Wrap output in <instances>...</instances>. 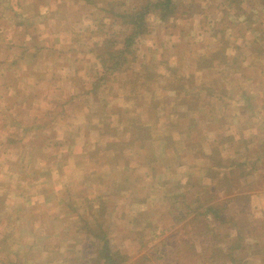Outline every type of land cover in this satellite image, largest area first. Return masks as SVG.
Returning a JSON list of instances; mask_svg holds the SVG:
<instances>
[{"label": "rangeland", "instance_id": "1", "mask_svg": "<svg viewBox=\"0 0 264 264\" xmlns=\"http://www.w3.org/2000/svg\"><path fill=\"white\" fill-rule=\"evenodd\" d=\"M49 1L59 12L47 21L67 24L44 26L38 0H0V225L11 223L7 241L0 230V264H99L102 234L104 253L124 257L117 264H231V251L236 263L244 256L245 264H264V0H171L165 16L147 12L146 32L133 38L121 71L95 86L96 55L108 56L101 41L122 50L132 30L124 15L144 0ZM29 69L40 73L33 87ZM132 72L152 86L135 105L157 130L135 140L124 129L130 148L121 137L122 148L91 163L85 140L113 141L106 123L131 113L125 105L136 99L120 83ZM175 76L188 92L168 85ZM27 89L37 99L48 93V103L27 108ZM173 111L187 116L176 121ZM16 120L27 126L15 129ZM69 138L70 156L56 162H66L61 177L41 169L42 150H28ZM74 160L83 163L79 176L68 168ZM208 183L214 190L204 192ZM210 197L224 215L218 233L202 213Z\"/></svg>", "mask_w": 264, "mask_h": 264}, {"label": "trees", "instance_id": "2", "mask_svg": "<svg viewBox=\"0 0 264 264\" xmlns=\"http://www.w3.org/2000/svg\"><path fill=\"white\" fill-rule=\"evenodd\" d=\"M49 3H50L49 0H38L36 5H34L36 7V9H37L36 13L43 17L42 23L44 24V26H49V29H50V27H51V29H54V28L58 27V24H67V20L64 23H60V22H58L56 20H52L50 22L47 21V18H51V17H54V19L57 18L56 16L58 15V12H59L58 9H56V8L54 9V7L51 4H49ZM169 5H173L171 3V0H144L142 3H140L137 6V8L134 10L133 13L131 12L130 14H125L124 15V24L125 25H129L132 30H131V32L129 34L124 36V45H123L122 50L121 49L120 50L119 49L112 50L111 46H112L113 43H115L114 42L115 40H113L111 38L110 39H106V40L104 39V40L101 41V43H100L101 48L104 49V52L108 56L105 57L103 52L98 54V55H96V58L99 61L100 69L98 71V76L99 77H97V78H95L93 80L94 86L95 85H99L100 81H103L101 84H108L107 82L109 81L110 77L112 75L114 76L118 71L119 72L121 71V68L123 67V65L127 61V55L131 51L129 49V46L132 45L133 38L136 37L137 35H139L140 33H142L143 31H144V33L146 32L145 31V29L147 28L146 22H145L146 13L147 12H151V13L153 12L155 14L156 13H161V14H163L165 16L167 14V12H169L168 11L169 9L167 8ZM10 9L12 10V8H10ZM18 9H19V7H18ZM19 10L21 11V8ZM56 13H57V15H56ZM48 23H49V25H48ZM68 24H70V23H68ZM60 27H63V26H60ZM68 32L70 33L71 31H68ZM105 46H107V47L105 48ZM28 50H29V48L25 47V48H23V51H21V53H18V54L20 56L24 57ZM98 50H99V46H98ZM207 62L210 63L211 61L210 60H206L205 63H207ZM144 69L148 73V76H146L147 78H149V77L154 78L151 74H149L150 72L147 71V66L145 64H144ZM26 74H27V77L29 78L28 80L29 81L31 80L29 82L30 87H33L34 84H35V81H33V80H37L40 77V73H37L34 69H29L28 71H26ZM136 75H138V73L132 72L131 73V77H129L128 79H125V81L123 83H120V85H124V88H128L129 87L130 91H131L130 95H133L132 98L136 99V100H132V101H127V102H129V104L125 105L126 107H130L131 108V113L126 112V111H123V112L121 111L123 114H127V115L123 116V117H118V118H116V119H114L112 121V124L113 123L115 124L114 128H115L116 131H118V129H121V134L117 135V134L111 133L110 132L112 130L111 122H107V123L104 122L102 125H104L106 123L105 129L107 130V134L108 135H112L116 139H114L113 141H110V139H108L107 137L101 138V136H100V138L95 139V141H93V140H85L84 148H82V149H83V152H84L85 156L88 157L87 158L88 161H91V163H95L97 161L99 153H101L102 151H106L108 149L122 148V146L125 147V148H130V146H127V145L131 143L132 139H130V137H128V139H126L129 143L125 140L124 135H123V130L124 129L127 130L131 135H135V140H137V139L139 140V139L143 138L145 135H146L145 137H147V135H150L155 130H157L155 127H151L149 123H146L147 121H143V119L142 120L139 119L140 118L139 113L141 111H143V110H138L139 107L137 108L135 103L138 100H141V97H143V94L146 91H149L152 88V86L150 84H148L146 82V80H144L143 82H139L138 79H140V78H137ZM155 77H157V75H155ZM114 80H117V78H115ZM181 80L183 81V78H179L178 76H175L172 79H169V81H167L168 85L171 88L174 89L176 94H180V90H181V92L183 94L188 92L187 88L185 90L182 88L183 85H181ZM179 81H180V83H179ZM163 84H165V81H164ZM194 85H196V87H194V88H196V90H197L198 89V85L196 83ZM39 88H40V85H39ZM204 88L205 87L203 86V90H204ZM52 90H54V88ZM211 91H212L211 89L208 91L209 95H211ZM200 92H201V89L199 88L197 93L200 94ZM87 93H89V94L95 93V89L91 88V89L88 90ZM47 94L48 93L44 94V96H42V98H38L37 99L36 96H35V92L32 91V90L27 89L26 94L23 96L24 101H25V106L27 108H29V109H31V108L37 109L39 106L41 107L42 104L44 105L45 103H48V100H47L48 95ZM80 95L81 94H79L78 96H80ZM76 96L77 95H75V97ZM191 96L195 98L194 94L191 95ZM154 97H155V95H151L150 99L152 101L154 99L156 100V98H154ZM70 98L71 97H69L65 101H63L62 102V106H64L66 103L70 102ZM178 99L180 100L179 102L182 104L183 103L182 96H180ZM36 103H39V104L37 106H35ZM142 105H143V103H142ZM14 106H19V105L16 102L15 104L13 103V107ZM152 107H153V105H152ZM132 108H133V111H132ZM65 110H66V108H65ZM59 112L63 113L64 110H62V111L59 110ZM173 113L176 114V121L184 119L187 116L185 112H181V111H173ZM0 114H2V115L5 114L4 108H2L1 106H0ZM7 116L8 117H6L4 115V119H2L3 121H5V122H3L4 124H6L7 120L10 119V117H11L9 115H7ZM36 118H37V116H36ZM22 121H23L24 125L22 124L21 121L16 120L15 126H17V127H15V129L21 130V129H23L21 127L27 126V121H25V120H22ZM47 122L49 123V121H47ZM10 125L11 124H6L5 126L8 127ZM153 125L155 126L154 120H153ZM38 127L40 129L39 125H38ZM25 129H27V128H25ZM24 133H26V132H23V134ZM38 134H39V132H38ZM34 135H36V134L34 133ZM121 137H123V139H124V143H123L122 146H120V142H119L121 140ZM163 140L164 141L168 140V142L166 143V145H168L170 143L168 145V147H170L172 145L171 141L169 140V137H166ZM3 145H7L6 142H4ZM55 145L56 144L53 143L52 141L51 142L48 141V143H46L44 141H40L39 140L37 143L28 146V150H30L31 147L36 149L35 153H37V152L39 153V151L42 150L43 151V155H44V161L42 163L45 164V165L44 166L40 165L41 169L46 167V169L53 170L55 172V174L58 173L59 176L61 177V175H64V172H63V174H61V172H62L63 165L66 162L62 161L61 164H58V165L56 164V162L58 160H65V158L70 156V154H71V152L73 150L72 147H74V145H72V142L70 141V138L67 141H64V142H62L60 144H57V146H55ZM64 145H66V146H64ZM110 146H112V147H110ZM55 149H57L56 153L53 152ZM136 150L138 152L139 148H137ZM58 152L60 153V155L56 156ZM123 152H124V149H118L116 154L118 156L122 157L121 154ZM114 156H116V155H114ZM76 164H77V160H76ZM68 168L69 169L71 168L72 170L75 168L73 170V174L79 176L80 173L83 171L82 170L83 169V163H81V165H79V166H75V160H74L73 165L69 166ZM147 168L150 169V165H148ZM213 170H214V168H213ZM209 176L210 175H205L206 178H208ZM211 180H212V178H211ZM63 184L67 185L68 183L65 180H63ZM212 186H213L212 183H208V184L204 185L203 186V191L206 192L207 190H209V188L214 190V188ZM215 192H216V190L214 192L210 191V192H207L206 195L213 196V193H215ZM242 197H245V198H247L249 200V196L246 195V194H244ZM198 198H199V196H198ZM208 200L209 201H207V204L204 205L202 213L204 215L210 216L212 222H214V221L217 222L216 228L214 229V227H212L213 228V232H215V231L217 232V227L222 225L223 221H224V219H222V217H224V215L221 213L223 211H222V208L219 207L218 204H216V202L212 201L211 197L208 198ZM231 200L232 199L229 198V201H231ZM7 212H11V211L7 210L6 214H7ZM10 225H11V223H8L7 228H5V225H0V230L3 233V235H4L3 239H2L3 242L7 241L6 239L10 238L9 237L10 232H6V231L10 230ZM97 225L100 227V223H97ZM234 226H236V225H234ZM237 231L239 233L238 227H237V230H235V233H237ZM106 238H107L106 234L105 235H103V234L101 235V239H105V240L101 244V246L99 248V251H98L100 253L99 256L103 259L99 264H117L118 261L121 262L124 257L122 255H120V256L117 255V252H111V253H108V254L104 253V252L107 253V251H108V249H107L108 240ZM234 254H233L232 251L231 252H227V255L229 256L228 257L229 260H226V262H229L231 264H245L248 261L247 257L242 256V257H240V259L238 258V262L239 263H236L237 257Z\"/></svg>", "mask_w": 264, "mask_h": 264}]
</instances>
